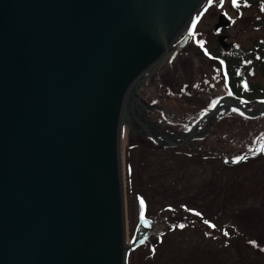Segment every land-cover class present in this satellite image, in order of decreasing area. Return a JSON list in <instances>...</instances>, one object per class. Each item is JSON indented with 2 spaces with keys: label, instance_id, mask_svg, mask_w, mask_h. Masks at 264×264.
Returning <instances> with one entry per match:
<instances>
[{
  "label": "water",
  "instance_id": "1",
  "mask_svg": "<svg viewBox=\"0 0 264 264\" xmlns=\"http://www.w3.org/2000/svg\"><path fill=\"white\" fill-rule=\"evenodd\" d=\"M206 7L207 0H0V264H126L153 235L142 212L126 239L121 132H133L139 88L190 41ZM217 42L228 47L227 37ZM223 108L255 118L264 100L224 97L202 118L204 131L198 122L172 138L149 137L188 146Z\"/></svg>",
  "mask_w": 264,
  "mask_h": 264
},
{
  "label": "rangeland",
  "instance_id": "2",
  "mask_svg": "<svg viewBox=\"0 0 264 264\" xmlns=\"http://www.w3.org/2000/svg\"><path fill=\"white\" fill-rule=\"evenodd\" d=\"M238 3L239 7H233L231 0H224L220 7L219 0H213L199 15L190 41L174 58L168 56L135 96L136 106L130 117L133 132L123 127L120 142L126 239L129 243L133 237L142 212L155 231L144 245L128 254L126 264H264V152L253 155L256 149H264V114L246 116L239 135L224 131L209 136L218 127L214 123L204 138L222 143L225 155L215 150L201 157L185 155L191 154L185 149L168 152L149 146L145 121L136 109L143 108L151 123L146 128L153 133V126L163 134L169 133L163 125L187 132L181 120L193 121L194 116L212 109L210 105L222 94L227 95L217 63L204 54L206 49L215 55L214 25L222 22L219 17L225 15L228 20L227 43L233 47L236 44V51L246 53L264 40V0ZM199 40L205 41V49L199 47ZM244 69L247 82L264 90V63L253 67V72L248 66ZM203 80L208 82L210 92L219 91V97L207 99L194 92ZM213 83L215 86H211ZM256 109L245 106L247 112ZM235 115L231 108H223L214 120L228 123L220 126L232 127L233 118H228ZM153 120L160 121V126ZM247 131H256L257 138L247 142ZM131 136L138 137L136 145L130 143L135 140ZM200 148L209 151L203 144ZM243 148L247 159L231 163L236 156L245 154L241 153ZM179 224L186 227L181 229Z\"/></svg>",
  "mask_w": 264,
  "mask_h": 264
},
{
  "label": "flooded vegetation",
  "instance_id": "3",
  "mask_svg": "<svg viewBox=\"0 0 264 264\" xmlns=\"http://www.w3.org/2000/svg\"><path fill=\"white\" fill-rule=\"evenodd\" d=\"M255 1H253V2H251L252 4L254 3ZM255 4V3H254ZM253 4V6H255ZM211 6V5H210ZM219 6L221 7V5H220V2H219ZM223 6V5H222ZM207 7H209V5L207 6ZM224 16V17H223ZM219 19H220V21H222V22H220V23H222L223 24V26L218 30V31H215V29H214V39H215V43H216V47H215V49H214V51H215V55L214 54H212V53H209V58L208 59H210V60H213V61H215L217 64V67H218V69L220 70V75H221V73H222V84H221V82H220V79L218 78L217 79V81H219V83H220V85H222L223 87H225L224 86V73H227V75H228V87L227 88H225L226 90V93L228 92V91H231L232 92V95L231 96H229V95H226L225 94V96L222 94L220 97H219V91H213V92H210V88L208 87V82L206 83L205 81L206 80H203L202 82H201V85L199 86V87H197V86H195L194 87V92L195 93H199L200 95V97H206L207 99L209 98V96H218V97H216V98H218L217 100H215L216 102H218L220 99H222V98H224V97H236V44H234V47L231 45L230 46V44L228 43V47L226 48V49H223L222 47H220V45L218 44V42H217V38L219 37V36H224V37H227V40H228V35H227V31H228V29H229V22H227L228 20L225 18V15H222L221 17H219ZM216 25V24H215ZM215 25H214V28H215ZM260 43L261 42H259L258 44H255L254 45V48L253 49H249L248 51H246V53H248L249 54V57H250V60L249 61H251V63L250 64H247L246 66H248V69L250 70V71H252L253 72V67H255V68H257V62H256V57H252V56H250V55H255L256 54V52H257V50H258V47L260 46ZM223 61L224 63H223V68L221 69V64H220V61ZM246 61H247V59H246ZM245 62V61H244ZM254 65V66H253ZM253 66V67H252ZM211 86H215V84L213 83V84H211ZM212 88V87H211ZM190 99H191V97H190ZM204 99V98H203ZM217 104V103H216ZM144 106V105H143ZM142 106V107H143ZM207 113V112H206ZM206 113H202L199 117H197L196 118V116H194L193 117V121H184V120H181V125L184 127V128H187V130L186 131H189L190 129H191V127L194 125V124H196V123H198L199 122V124H198V126H197V128H196V131H201L203 128H205L206 127V124H207V121L206 120H202V118L204 117V115L206 114ZM143 116H142V118L144 119V121H145V125L146 126H144L145 127V130H146V132L147 133H149V134H151V135H155L158 139H161V140H164L165 139V136L166 135H168V136H170L171 138H172V132H177V133H182V132H184V130H180L179 132L174 128L175 126H172V125H163V127H165V128H168V131H169V133L168 132H165L164 134L163 133H161L157 128H155V126H153V130H155L156 131V133H153L152 131H149V129L147 130V128L146 127H148L149 126V123H150V121L148 120V118H147V116H146V114H145V112L143 111ZM154 121V120H153ZM154 122H156L157 123V125H159V123H160V121L159 122H157L156 120L154 121ZM188 122V124H186ZM217 122H218V120L215 122V124H217ZM151 124V123H150ZM185 124H186V126H188V127H186L185 126ZM160 126V125H159ZM144 127H142V128H144ZM162 127V128H163ZM159 128V127H158ZM164 128V129H165ZM128 129V128H127ZM189 129V130H188ZM144 130V131H145ZM148 134V135H149ZM121 135H122V132H121ZM132 138H134L135 140H133L134 142H130L131 144H132V146L133 145H136V142H137V140L136 139H138V137L136 138V137H134V136H131V139ZM205 138H200V139H194V140H192V142L190 143V145H188V146H185V147H164V146H160L155 140H154V138H151V137H148V145L149 146H151V147H158V149H160V150H163V151H176V149L177 148H181V149H185V150H188V151H190V153H191V155H195V156H201V157H208L209 156V151H203V150H201V148H200V146L203 144L205 147H206V149H207V145L203 142V140H204ZM200 140V141H199ZM121 142V141H120ZM216 153V152H215Z\"/></svg>",
  "mask_w": 264,
  "mask_h": 264
},
{
  "label": "trees",
  "instance_id": "4",
  "mask_svg": "<svg viewBox=\"0 0 264 264\" xmlns=\"http://www.w3.org/2000/svg\"><path fill=\"white\" fill-rule=\"evenodd\" d=\"M260 46L258 47V50L256 52L255 55H250L252 57H256V62H257V66L260 67L262 63H264V40L263 41H260ZM260 58V59H257V58ZM244 59L246 58L247 61L250 60V57H249V54L248 53H243L241 50H237L236 51V97L237 98H241V99H244V98H247V99H250V100H254V99H264V90H262L261 88L257 87L256 85H252L250 83L247 82L246 80V77H245V69L244 67L248 64L246 63L247 61H241V59ZM239 73V74H238ZM242 81H246L249 85L248 87V90H245L244 87H243V84H242ZM246 96V97H245ZM190 99V98H188ZM204 114V113H203ZM233 118V126L232 127H223L224 126H228L227 124L228 123H221V122H217V125L218 126L216 128V132L215 133H212V134H209V136L211 135H217L218 133H224L225 134H229L230 133H234L236 132L237 135L241 134L242 130H241V127L244 125V122L246 120V116L243 115L242 113L236 111V115L231 117V118H228V119H232ZM244 121V122H242ZM220 124H223L220 126ZM221 127V128H219ZM263 128H264V124H263ZM253 132H256V131H250V133L247 131L248 133V138H247V142H251L254 140V138H257V136L255 134L256 133H253ZM205 141L204 143L207 145V148L209 149V153H213V151H218L219 154L222 156L223 154L225 155V151L222 150V143L216 141V142H213V140L211 139H205L203 140ZM256 143V141H254ZM214 145H217L218 147L215 148ZM258 144H256L257 146ZM246 148V147H245ZM245 148L241 149V153H245ZM176 150H183L181 148H177ZM237 153V152H236ZM246 154V157L248 153H245ZM245 154H242L241 156H244ZM185 155H191V154H185Z\"/></svg>",
  "mask_w": 264,
  "mask_h": 264
},
{
  "label": "snow or ice",
  "instance_id": "5",
  "mask_svg": "<svg viewBox=\"0 0 264 264\" xmlns=\"http://www.w3.org/2000/svg\"><path fill=\"white\" fill-rule=\"evenodd\" d=\"M219 2H220V5H221V6L224 4V0H219ZM207 3H208V5H212V4H213V0H207ZM231 3H232V6H233V7H239L238 0H231ZM205 11H207V8L205 9ZM261 11H264V5H262V7H261ZM201 15H203V13H201ZM199 19H200V17L198 16V17H196V18L192 21V29H194V28L196 27L197 21H198ZM192 29H189V33H188L189 36H192V35H193V33H192ZM198 44H199V47H200V48L205 49V41H203V40H199V41H198ZM204 54H205V55H209V53H208V51H207L206 49H205ZM257 59H260V58L258 57ZM223 63H224V62L221 60V61H220L221 69L223 68ZM246 63L250 64L251 61H247ZM238 74H239V73H238ZM205 82L207 83V81H205ZM242 84H243L244 89H245V90H248V87H249L248 83H247L246 81H242ZM224 86H225V88L228 87V75H227V73H224ZM197 87H198V85H197ZM227 95L231 96V95H232V92H231V91H228V92H227ZM216 103H217L216 101H213L212 104L210 105V107H213V108H214V107L216 106ZM232 111L235 112V111H237V109L233 108ZM258 152H264V149H256L255 152H253V155H255V154L258 153ZM245 159H247L246 156H236V157L231 161V163H233V164H238V163H240L241 161H243V160H245ZM225 162L227 163L228 161H225ZM143 203H144L143 201L140 202L141 207H143ZM196 215L199 216L200 213L197 212ZM141 219H143V216H141ZM204 223H205V224H208V221L205 220ZM177 227L183 229V228H185L186 226H185L184 224H179V225H177ZM206 235H207V233H206ZM225 235H227V233H225ZM139 243L143 244V243H144V240H140ZM154 251H155V249H153V252H154ZM261 251H264V249H261Z\"/></svg>",
  "mask_w": 264,
  "mask_h": 264
}]
</instances>
